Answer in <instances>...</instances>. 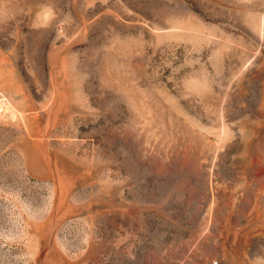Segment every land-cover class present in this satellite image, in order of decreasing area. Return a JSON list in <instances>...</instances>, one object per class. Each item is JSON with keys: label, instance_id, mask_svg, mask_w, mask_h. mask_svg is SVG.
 Returning <instances> with one entry per match:
<instances>
[{"label": "rangeland", "instance_id": "rangeland-1", "mask_svg": "<svg viewBox=\"0 0 264 264\" xmlns=\"http://www.w3.org/2000/svg\"><path fill=\"white\" fill-rule=\"evenodd\" d=\"M0 264H264V0H0Z\"/></svg>", "mask_w": 264, "mask_h": 264}]
</instances>
